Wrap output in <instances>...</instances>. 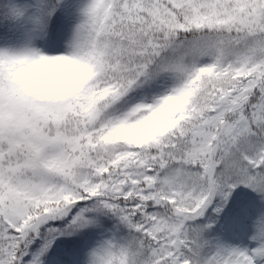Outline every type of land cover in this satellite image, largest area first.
I'll return each mask as SVG.
<instances>
[{
  "label": "snow or ice",
  "instance_id": "obj_1",
  "mask_svg": "<svg viewBox=\"0 0 264 264\" xmlns=\"http://www.w3.org/2000/svg\"><path fill=\"white\" fill-rule=\"evenodd\" d=\"M0 264H264V0H0Z\"/></svg>",
  "mask_w": 264,
  "mask_h": 264
}]
</instances>
